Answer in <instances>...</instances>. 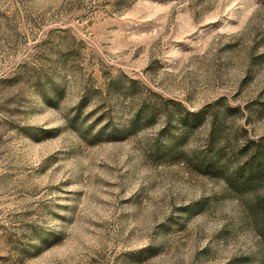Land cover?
<instances>
[{"label":"rangeland","instance_id":"1","mask_svg":"<svg viewBox=\"0 0 264 264\" xmlns=\"http://www.w3.org/2000/svg\"><path fill=\"white\" fill-rule=\"evenodd\" d=\"M258 156L261 0H0V264H264Z\"/></svg>","mask_w":264,"mask_h":264},{"label":"trees","instance_id":"2","mask_svg":"<svg viewBox=\"0 0 264 264\" xmlns=\"http://www.w3.org/2000/svg\"><path fill=\"white\" fill-rule=\"evenodd\" d=\"M264 3V0H261ZM201 115L200 111L193 112L189 111L184 116H182L181 121L186 127H195L198 123L202 121L203 118H199ZM151 116L150 113L144 116L143 121H148ZM140 119V118H138ZM145 123V122H144ZM134 124L128 126L129 130H134ZM218 140L217 137H211L210 142L214 144V141ZM182 138L180 140L169 139V153H175L179 144H182ZM201 162L205 166L206 171L214 173L215 175H223V162L220 154L207 152L201 157ZM264 175V167L262 166V160L258 157H252L246 162V169L237 172V179L241 181L242 186L250 185L251 183L261 179Z\"/></svg>","mask_w":264,"mask_h":264}]
</instances>
